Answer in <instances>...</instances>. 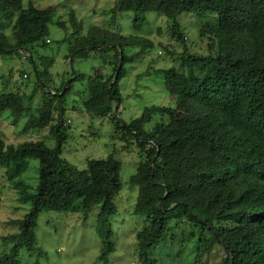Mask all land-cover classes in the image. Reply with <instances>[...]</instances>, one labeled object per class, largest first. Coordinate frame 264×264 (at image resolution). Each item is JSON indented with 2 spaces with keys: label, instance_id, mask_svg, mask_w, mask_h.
<instances>
[{
  "label": "trees",
  "instance_id": "obj_1",
  "mask_svg": "<svg viewBox=\"0 0 264 264\" xmlns=\"http://www.w3.org/2000/svg\"><path fill=\"white\" fill-rule=\"evenodd\" d=\"M57 11L56 6L41 8L25 0H0V57L25 56L33 65V71L13 66L0 76V117L26 114L22 133L47 131L55 140L50 146L41 138L20 143L0 138V169L20 201L30 204L22 218L10 220L18 225L17 233L0 234V241L13 242L11 250L0 255V264H22L23 249L36 254L40 264L47 253L36 231L42 212L82 213L86 218L97 205L96 233L105 264L115 250L112 217L124 187L122 162L112 153L88 158L87 166L80 168L63 156L72 136L68 97L78 81L86 93L80 111L111 116L122 143L119 151L136 150L141 156L131 176L139 187L135 214L146 217L136 236L140 264H160L152 252L167 235L184 247L195 242L191 264L216 249L223 253L220 264H264V0H115L110 10L113 28L120 26L123 13H133L136 30L148 22L149 13H160L172 22L171 36L186 49L180 61L186 71L174 66L156 69L175 105L147 106L130 122L121 119L120 104L116 107L125 65L138 56L128 51L143 44L152 47V42L100 26L85 32L74 9L66 20L55 21ZM182 13L215 17L201 28V39L193 46L180 31ZM54 21L66 32L71 29L68 60L74 53L93 56L108 68L89 78L72 68L57 82L51 71L55 58L42 54ZM192 48L204 50L193 53ZM27 81L34 83L31 91L21 88ZM39 97L41 104L32 106ZM158 117L178 119L212 145L213 156L195 163L192 149L177 153V135L149 130L148 124ZM29 159L39 161L35 183L24 177Z\"/></svg>",
  "mask_w": 264,
  "mask_h": 264
},
{
  "label": "rangeland",
  "instance_id": "obj_2",
  "mask_svg": "<svg viewBox=\"0 0 264 264\" xmlns=\"http://www.w3.org/2000/svg\"><path fill=\"white\" fill-rule=\"evenodd\" d=\"M31 2L41 8L56 6L58 11L55 21L58 18L66 20L69 11L74 9L78 19L82 21L85 32L91 27L100 26L129 38H145L152 42V47L143 44L128 51L130 54L136 52L138 56L133 62L125 65L127 74L121 80L122 100L119 113L122 120L130 122L140 116L147 106L175 105L174 100L167 93L163 75L156 69L174 66L186 71V67L180 64L181 56L186 49L178 39L171 36L172 22L165 15L149 13L148 22L141 30H136L133 13H123L119 18L120 26L115 29L110 23V10L115 0H25L26 5ZM212 17L214 16L204 18L195 13H182L178 17L180 31L190 38V42L187 41L190 46L198 43L201 39V28L213 22L215 17ZM55 21L50 23V40H48L50 44L42 50V54L55 58L51 71L57 82H60L63 74L72 68L85 73L87 78L108 68L93 56L86 59L76 56L75 53L69 59H74L73 65H69L67 56L70 53L71 42L66 38L71 29L66 32ZM164 46H167L169 51ZM143 47L146 48L145 52ZM203 50V48H192L191 51L195 53ZM142 51L144 53L139 55ZM13 66L33 71V65L25 60V56H15L13 59L1 56L0 76ZM109 72L110 70L107 69L106 73ZM19 80L21 82L23 79L19 78ZM1 81L0 78V92L3 90ZM33 86V81H27L21 88L31 91ZM85 98L84 86L78 81L68 97L66 115L70 120L72 136L65 146L63 156L80 168H85L88 158L101 159L116 153V159L122 162L121 179L124 187L117 199L118 213L112 217L115 250L109 254L107 264H140L136 236L145 227L146 217L135 214L139 187L131 182V176L136 173L141 156L136 150L119 151L122 143L114 132L111 116L102 118L80 111ZM41 102L42 98L39 97L31 105L37 107ZM159 119L160 117L153 124L152 122L148 124L149 130L177 135L181 141L177 153L184 154L186 149H192L195 163L207 161L215 153L209 142L195 137L178 119L166 118L164 121ZM26 120V114L19 118L0 117V138L6 143H20L41 138L46 140L48 145H55V140L48 136L47 131L32 130L29 133H22L21 128ZM38 166V160L29 159L24 177L30 183L38 180ZM3 171L5 172L4 169ZM3 171L0 169V234L8 235L18 231V225L11 224L10 220L22 218L29 210L30 204L20 201L18 190L9 184ZM99 211L100 205H97L86 218L82 213L42 212L36 231L39 245L47 253L39 258L40 264H105L100 258L102 244L96 233ZM177 234L180 236L181 231H177ZM12 247L13 242L0 241V255L10 251ZM196 248L194 241L184 247L173 240L171 235H167L152 255L160 264H191L195 262ZM222 255V251L218 252L216 249L195 264H220ZM20 259L22 264H36L37 255L23 249Z\"/></svg>",
  "mask_w": 264,
  "mask_h": 264
},
{
  "label": "water",
  "instance_id": "obj_3",
  "mask_svg": "<svg viewBox=\"0 0 264 264\" xmlns=\"http://www.w3.org/2000/svg\"><path fill=\"white\" fill-rule=\"evenodd\" d=\"M119 69H120V66H119V68H118V71H119ZM117 74H118V72H117ZM121 100H122V98H121V97H118V98H117V104H116V107H118V106H119V104H120Z\"/></svg>",
  "mask_w": 264,
  "mask_h": 264
},
{
  "label": "clouds",
  "instance_id": "obj_4",
  "mask_svg": "<svg viewBox=\"0 0 264 264\" xmlns=\"http://www.w3.org/2000/svg\"><path fill=\"white\" fill-rule=\"evenodd\" d=\"M134 264V263H133Z\"/></svg>",
  "mask_w": 264,
  "mask_h": 264
}]
</instances>
